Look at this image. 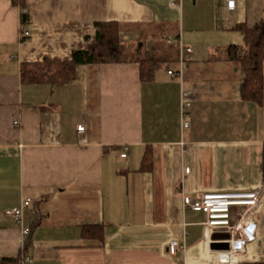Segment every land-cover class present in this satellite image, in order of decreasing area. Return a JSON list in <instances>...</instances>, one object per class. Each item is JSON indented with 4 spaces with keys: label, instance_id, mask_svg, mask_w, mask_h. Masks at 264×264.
Segmentation results:
<instances>
[{
    "label": "crops",
    "instance_id": "1",
    "mask_svg": "<svg viewBox=\"0 0 264 264\" xmlns=\"http://www.w3.org/2000/svg\"><path fill=\"white\" fill-rule=\"evenodd\" d=\"M234 1L0 0V258L217 264L209 252L224 249L206 246L204 214L184 209L182 196L258 188L255 239L237 264H264V63L255 104L240 98L241 65L225 58L229 46L246 48L238 27L264 17V0ZM98 22L123 26L127 61L79 65L64 85L21 80L24 63H65L88 49ZM154 37L175 47L177 60L141 82L137 60ZM168 38L190 49L183 62ZM145 154L151 168L143 171ZM26 200L22 239L9 212ZM85 226H101L102 243L84 239ZM171 240L183 250L170 255Z\"/></svg>",
    "mask_w": 264,
    "mask_h": 264
},
{
    "label": "trees",
    "instance_id": "2",
    "mask_svg": "<svg viewBox=\"0 0 264 264\" xmlns=\"http://www.w3.org/2000/svg\"><path fill=\"white\" fill-rule=\"evenodd\" d=\"M15 1V0H13ZM25 19L22 16L21 25ZM123 26L116 22L95 23V42L83 51H75L70 60L65 63L44 61L42 63H24L21 66V80L27 83H57L64 85L71 82L75 76V68L79 65H101L121 63L128 60L122 49L119 34ZM246 48L239 49L229 46L225 51L227 60L239 62L243 71V81L240 85V98L243 101L261 104L262 101V67L264 63V17L252 27L239 26ZM155 38V37H154ZM152 51L147 52L137 60L139 79L141 82L151 81L154 72L166 62L177 60V49L167 46L161 38H155ZM261 176L264 183V145L262 148ZM141 169L150 170L149 155L142 158ZM84 239L102 243L103 230L101 226L82 227ZM0 264H20V258L3 259Z\"/></svg>",
    "mask_w": 264,
    "mask_h": 264
},
{
    "label": "built area",
    "instance_id": "3",
    "mask_svg": "<svg viewBox=\"0 0 264 264\" xmlns=\"http://www.w3.org/2000/svg\"><path fill=\"white\" fill-rule=\"evenodd\" d=\"M231 6L235 5L234 0H227ZM174 6V4H172ZM23 14H26L25 10ZM30 37L29 30L21 26V40ZM168 45L178 47V59L180 62L189 55L190 49L181 45L178 38L165 39ZM168 75H173L171 71ZM189 106L187 93H181V126L183 129L188 127L184 120V109ZM82 126L77 127V132L83 131ZM123 154L120 157L124 158ZM189 168H184V175L189 174ZM261 201L260 189H251L248 191H235L228 193H199L195 198L183 195L181 198L182 207L193 212L204 214L203 241L208 247L211 244H225L227 249L209 252L211 262L217 264H237L239 256L246 251V246L255 239V225L249 221V213L253 211ZM29 205V201H23L19 208L9 212L10 216L19 226L22 239H26L29 230L22 224V212ZM250 223V224H249ZM183 246L179 245L177 240H171L167 246L170 255H175ZM30 262V259L26 258Z\"/></svg>",
    "mask_w": 264,
    "mask_h": 264
},
{
    "label": "water",
    "instance_id": "4",
    "mask_svg": "<svg viewBox=\"0 0 264 264\" xmlns=\"http://www.w3.org/2000/svg\"><path fill=\"white\" fill-rule=\"evenodd\" d=\"M211 249L215 250V249H219V248H222V249H227V245L223 244V245H219V244H212L210 246Z\"/></svg>",
    "mask_w": 264,
    "mask_h": 264
},
{
    "label": "rangeland",
    "instance_id": "5",
    "mask_svg": "<svg viewBox=\"0 0 264 264\" xmlns=\"http://www.w3.org/2000/svg\"><path fill=\"white\" fill-rule=\"evenodd\" d=\"M121 47H122V49H123V46H121ZM124 51H125V50H124ZM148 51H150V52H151V51H152V49H150V50H148ZM150 52H149V53H150ZM126 53H127V52H126ZM145 54H146V52L144 53V55H145ZM126 57H127V58H129V54H126Z\"/></svg>",
    "mask_w": 264,
    "mask_h": 264
}]
</instances>
